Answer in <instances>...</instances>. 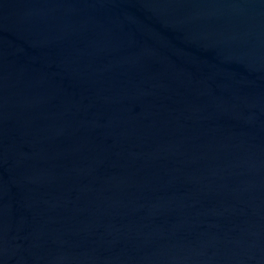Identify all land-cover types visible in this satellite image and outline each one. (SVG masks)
Masks as SVG:
<instances>
[{
	"label": "water",
	"instance_id": "water-1",
	"mask_svg": "<svg viewBox=\"0 0 264 264\" xmlns=\"http://www.w3.org/2000/svg\"><path fill=\"white\" fill-rule=\"evenodd\" d=\"M0 264H264V0H0Z\"/></svg>",
	"mask_w": 264,
	"mask_h": 264
}]
</instances>
